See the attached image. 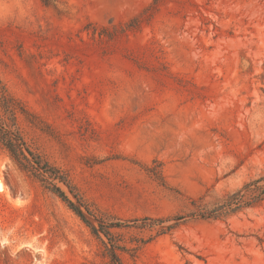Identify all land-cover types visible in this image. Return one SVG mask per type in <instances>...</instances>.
Segmentation results:
<instances>
[{
  "label": "rangeland",
  "instance_id": "1",
  "mask_svg": "<svg viewBox=\"0 0 264 264\" xmlns=\"http://www.w3.org/2000/svg\"><path fill=\"white\" fill-rule=\"evenodd\" d=\"M0 86L66 180L0 142V264H264V200L191 215L264 178V0H0Z\"/></svg>",
  "mask_w": 264,
  "mask_h": 264
},
{
  "label": "trees",
  "instance_id": "2",
  "mask_svg": "<svg viewBox=\"0 0 264 264\" xmlns=\"http://www.w3.org/2000/svg\"><path fill=\"white\" fill-rule=\"evenodd\" d=\"M0 105L4 112V117L0 118V142L11 154L13 159L17 162L21 169L27 170L33 169L35 172L40 173L52 181L65 184V177L55 168L48 165L46 162L41 161L35 154L28 150L23 139L19 135V132L15 126L14 112L16 110L13 100L9 98L3 87L0 86ZM264 178H258L256 180L245 183L238 191L227 195L219 203L213 205L212 208H197L191 215L200 216L206 219H215L221 216L231 215L243 208L252 207L259 204L264 200V184L261 182ZM49 187L59 198L65 201L69 208L86 224L89 223L85 220L81 212L69 202L64 195L63 191L55 184L50 183ZM162 222L159 219L143 218L142 227H152L157 223ZM120 224L114 223L109 224L105 228L101 229L104 231L106 236H110L109 228L118 227ZM93 233L96 230L91 228ZM113 250H117V246H113Z\"/></svg>",
  "mask_w": 264,
  "mask_h": 264
}]
</instances>
